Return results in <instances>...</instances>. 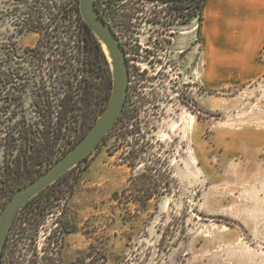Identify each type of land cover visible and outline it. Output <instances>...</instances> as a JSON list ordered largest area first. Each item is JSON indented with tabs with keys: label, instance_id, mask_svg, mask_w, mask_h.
<instances>
[{
	"label": "rangeland",
	"instance_id": "obj_1",
	"mask_svg": "<svg viewBox=\"0 0 264 264\" xmlns=\"http://www.w3.org/2000/svg\"><path fill=\"white\" fill-rule=\"evenodd\" d=\"M68 1L0 0V216L109 102L107 78L66 137L47 135L63 76L43 34L64 36L66 76L90 74L78 28L60 27ZM186 2L97 0L133 61L128 111L61 179L70 187L49 215L17 220L3 264H264V39L249 28V60L238 61L236 30L207 23L210 0L202 20L195 0L189 26L176 17Z\"/></svg>",
	"mask_w": 264,
	"mask_h": 264
},
{
	"label": "water",
	"instance_id": "obj_2",
	"mask_svg": "<svg viewBox=\"0 0 264 264\" xmlns=\"http://www.w3.org/2000/svg\"><path fill=\"white\" fill-rule=\"evenodd\" d=\"M84 21L109 49L114 66L113 89L109 102L89 131L46 171L19 189L4 207L0 216V264L16 218L23 207L41 191L89 157L110 134L125 108L130 83V72L122 42L110 22L102 15L97 0H80Z\"/></svg>",
	"mask_w": 264,
	"mask_h": 264
},
{
	"label": "trees",
	"instance_id": "obj_3",
	"mask_svg": "<svg viewBox=\"0 0 264 264\" xmlns=\"http://www.w3.org/2000/svg\"><path fill=\"white\" fill-rule=\"evenodd\" d=\"M206 1L207 0H200V3L204 2V5H206ZM59 12H62L63 17V21L60 23L61 28L64 27V22L68 18L70 19V23L72 25L75 24V26L78 28L81 35L80 38L82 41H84V62H86L90 74L86 83L84 80H79V77L77 76L74 78L66 76L67 74L64 73L65 67L62 56H64L68 47H66L67 44L63 43L62 41L64 36L57 35L55 33L49 34L48 32L43 34L41 32V34H43V40L47 37L46 42L53 40V44H58L59 49H56L52 52V54L57 57V59L53 62L52 70L53 73L58 72L60 74L59 77L63 76L61 82L58 80V74L57 78L55 79L61 85L59 87L60 91H58V94H62L58 103L59 117L54 128H49L48 125L50 124H47L48 128L46 129L47 135H49V137H53L55 141L67 136V132L72 128L71 126L69 129L68 127L70 126L67 123L73 125L75 120L80 117L83 104L84 107L86 105L84 111L88 112L92 105L99 103L102 97L101 94L103 90V84H105V79L107 81L108 78V84L110 85L109 90L113 89L111 87L113 85L112 71L104 50V46L96 33L84 21L80 12V0H70L67 3H64L59 7ZM202 12L203 7H200V13L202 14ZM102 15L105 16L103 12ZM201 27L202 25H200V30ZM40 41L42 42V38ZM111 93L112 91L106 92L105 98L109 100ZM103 110L100 112V114L103 112ZM48 111H52V108H48ZM70 172L71 171L68 173ZM67 174H65L62 178H64ZM16 178L17 177L13 178V180H16ZM7 250L8 242L6 244L4 255H6Z\"/></svg>",
	"mask_w": 264,
	"mask_h": 264
},
{
	"label": "crops",
	"instance_id": "obj_4",
	"mask_svg": "<svg viewBox=\"0 0 264 264\" xmlns=\"http://www.w3.org/2000/svg\"><path fill=\"white\" fill-rule=\"evenodd\" d=\"M205 12L208 24L218 17L224 27L236 30L234 54L238 61L249 60V28L264 39V0H210ZM257 38L253 42L256 45L252 48L253 53L259 43Z\"/></svg>",
	"mask_w": 264,
	"mask_h": 264
},
{
	"label": "flooded vegetation",
	"instance_id": "obj_5",
	"mask_svg": "<svg viewBox=\"0 0 264 264\" xmlns=\"http://www.w3.org/2000/svg\"><path fill=\"white\" fill-rule=\"evenodd\" d=\"M187 2L185 4H181V6H178V9H176L177 12V18L181 19L184 18L183 20H185V24L187 26H189V23L192 22V18L195 16V0H192L191 2H189V0H186ZM198 12H199V20H201L202 14L200 13V7H203V12L204 13V2L200 3V0H198ZM183 12H182V11ZM185 11V12H184ZM178 14L180 17H178ZM108 19V18H107ZM171 32H175V31H171ZM120 38V37H119ZM122 45L125 49L126 52V57H127V63H128V67H129V72H130V83H129V93H128V98H127V102L125 105V108L123 110V113L120 117V119H123L124 116L126 115L127 111H128V104L131 100V77H132V72H131V64H132V59H131V54L129 52V48L128 45L126 44V42L124 41V38H120ZM185 53V54H184ZM190 53L189 47L187 48L186 51H181V54H184L181 59H186L188 57ZM159 56H154L153 59H155L154 64L159 63L158 61ZM176 67V66H175ZM178 68V67H177ZM179 73H183L182 71ZM180 78V76H178ZM183 78V77H182ZM176 83L178 84V82L176 81ZM188 84V83H186ZM178 88V87H177ZM176 88V89H177ZM189 86L186 87V89H188ZM183 98H185L184 94H183ZM30 183V182H29ZM27 184H23V185H17L18 188L16 190V192L25 187ZM70 187L69 184L65 183L64 185H62V181L58 180L56 182H54L51 186H49L48 188H46L45 190L41 191L37 196H35L31 201H29L24 207L23 209H21V211L19 212L16 221L12 227L10 236L12 233H14V231H16L17 228V220H19L20 218H33L35 215H39L44 217L49 215L48 212L53 208L51 205L55 204L56 201L58 202L60 199H65L66 197H64V194L67 193L65 190L58 189L59 187ZM73 188V187H72ZM60 193H62L63 195L57 196ZM25 213V214H24ZM10 236H9V240H10ZM8 240V242H9Z\"/></svg>",
	"mask_w": 264,
	"mask_h": 264
},
{
	"label": "bare ground",
	"instance_id": "obj_6",
	"mask_svg": "<svg viewBox=\"0 0 264 264\" xmlns=\"http://www.w3.org/2000/svg\"><path fill=\"white\" fill-rule=\"evenodd\" d=\"M104 47H105L106 53H107V55H108V58H109V60H110V62H111V65H112L113 71H114V66H113V64H112V58H111V56H110L109 49L107 48L106 45H104Z\"/></svg>",
	"mask_w": 264,
	"mask_h": 264
}]
</instances>
